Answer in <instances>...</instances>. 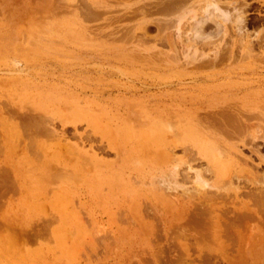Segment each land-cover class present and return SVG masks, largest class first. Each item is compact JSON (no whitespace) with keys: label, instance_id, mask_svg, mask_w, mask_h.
Returning <instances> with one entry per match:
<instances>
[{"label":"rangeland","instance_id":"1","mask_svg":"<svg viewBox=\"0 0 264 264\" xmlns=\"http://www.w3.org/2000/svg\"><path fill=\"white\" fill-rule=\"evenodd\" d=\"M196 1L0 0V264H264V6L258 0H222L233 3L238 9L248 4L245 10L243 8L247 33L260 32L258 39L252 42V53L239 48L236 35L229 28L230 37L220 39L218 35L210 43L198 41L195 46L199 44L196 47L199 51L193 56L192 48L186 50V43L181 36L177 38L170 21H173L175 6H189L192 2V6H196ZM29 2L35 4L31 3V7ZM182 25L180 29H185ZM212 43L218 47L215 58ZM186 51L189 54L184 55ZM6 109L9 112H5ZM25 113L28 117L32 115L31 122ZM78 113L79 120L73 124L67 122L76 119L74 115ZM19 114L24 116L19 117ZM4 120L9 125L4 124ZM186 126L196 131L199 128L198 134H205L217 145L220 142V149L224 146L223 150L232 152L235 163L233 161L232 171L230 169L226 176L231 178L232 187L237 186L236 195L222 189V193L221 190L213 192L215 189L208 187L209 190H204L207 193L198 196L200 193L189 183L192 173L186 170L184 163L194 162L191 166L201 168L204 177H210V172L204 173L205 161L181 139ZM154 127L161 129L163 137L167 135L163 134V129L166 131L169 127L173 135L180 134L176 137L178 141L175 138L168 141L172 134L167 130L171 136L164 139L172 150L163 144V139L156 148L157 143H143L141 136L154 134ZM12 130L20 132L16 134L18 137L16 132H8ZM109 132L112 137L115 135V144ZM130 132L134 133L132 139L127 138ZM73 145H80L82 152L94 158L81 156ZM115 147H118L117 152ZM39 148L42 151L44 148V152ZM172 154L183 165L177 167L176 183L182 184L175 186V191L157 180L158 169L164 162L170 164L176 160ZM130 157L133 161L138 158L134 163H140L135 166L138 169L134 166L132 169ZM40 158L47 160L45 166ZM45 178L47 180H43ZM150 179H154L152 186L148 185ZM187 181L193 188L186 185ZM153 185L157 191L159 187L162 191L159 188V193L154 194ZM157 194L160 197L154 196ZM167 194L176 201L171 202ZM174 201L177 203L173 204ZM54 230H58L57 233ZM215 237L222 248H217ZM58 238H62V244ZM212 239L216 245L212 246ZM219 249L226 256V262L219 258ZM258 253H263L261 259L256 258Z\"/></svg>","mask_w":264,"mask_h":264},{"label":"bare ground","instance_id":"2","mask_svg":"<svg viewBox=\"0 0 264 264\" xmlns=\"http://www.w3.org/2000/svg\"><path fill=\"white\" fill-rule=\"evenodd\" d=\"M31 1V0H30ZM53 1V0H52ZM225 1V0H224ZM224 1H222V0H198V1H196V6H192V4H193V2L192 3H189L190 5L189 6H185V5H177V6H175V8H174V13H172L173 14V21H170V22H172L173 23V27L175 28V30L176 31H174V32H177V34L175 33V35H177V38L178 37H180L182 40H184V43H186V50H187V48L188 47H191L192 48V54L196 51V53L199 51H197L196 50V47L199 45H197V46H195L196 45V43L198 42V41H201V43L202 42H206V41H209V43H210V41L211 40H215V39H213L214 37H216V36H218V35H220V39H222V37L223 36H226V37H228L229 36V33H228V30H229V28L232 30V33H234L235 35H236V38H237V43H239V48L242 50H244V52H251L252 50H251V46L253 45V43L252 42H254L253 40L255 39H258V37H259V31L258 32H253V35L251 34V35H249L250 33H247V30H246V28H245V15H246V12L244 11L245 10V8L244 7H246V6H244V7H242L241 9H238V8H236L235 7V5H233V3H227V2H224ZM258 1H261V3H262V5L264 6V0H258ZM32 3V2H31ZM30 2H29V4H31ZM44 3V2H43ZM47 3H49V1L47 2ZM127 3V2H126ZM32 4H35V3H32ZM32 4H31V7H32ZM235 4V3H234ZM40 5V4H39ZM38 5V6H39ZM45 5V4H44ZM34 6V5H33ZM37 6V7H38ZM43 5H41V7H42ZM128 6V5H127ZM30 7V6H29ZM35 7V6H34ZM45 7V6H44ZM40 8V7H39ZM53 8V7H52ZM243 8H244V10H243ZM42 9V8H41ZM41 9L39 10V11H41ZM43 9H45V8H43ZM49 10V9H48ZM47 10V11H48ZM141 10V9H140ZM38 11V12H39ZM45 11V10H44ZM51 11H54V9L53 10H51ZM50 11V12H51ZM37 12V11H36ZM37 12V13H38ZM35 13V12H34ZM36 13V14H37ZM54 13V12H53ZM141 13V12H140ZM28 14V13H27ZM31 14V13H30ZM35 14V15H36ZM41 14H42V12H41ZM29 15V14H28ZM47 14H45V16H46ZM23 16V15H22ZM25 16H27V15H25ZM48 17V16H47ZM160 17H162V16H160ZM164 17V16H163ZM24 18V17H23ZM51 18V17H50ZM49 18V19H50ZM138 18V17H137ZM169 18V17H168ZM171 18H169L170 20H172ZM247 18V17H246ZM28 19V18H27ZM34 19H36V18H33V20ZM17 20V19H16ZM26 20V19H25ZM29 20H31V19H29ZM33 20H31L32 22H33ZM163 20V19H162ZM42 21V20H41ZM152 21V20H151ZM26 22V21H25ZM28 22V21H27ZM150 22V21H149ZM30 23V22H29ZM36 23V21H34V24ZM38 23V22H37ZM41 23V22H40ZM43 23V22H42ZM136 23H138V22H136ZM141 23V22H140ZM148 23V22H147ZM168 23H169V21H168ZM32 24V23H31ZM66 24V23H65ZM150 24V23H149ZM170 25H171V23H169ZM181 24H184V26H185V29H183V28H181V29H183V31H181V29H180V26H181ZM23 25H24V23H23ZM33 25V24H32ZM36 25V24H35ZM40 25V24H39ZM70 25V24H69ZM85 25V24H84ZM183 26V25H182ZM183 26V27H184ZM209 27L208 28V30H206L205 29V27ZM136 27H137V25H136ZM33 28V27H32ZM141 28H142V26H141ZM172 28V27H171ZM173 28V29H174ZM26 29V28H25ZM139 29V28H138ZM172 29V30H173ZM35 30V29H34ZM137 31V30H136ZM139 31V30H138ZM37 32H40V31H37ZM54 32V31H53ZM22 33H23V30H22ZM46 33H48V31L46 32ZM51 33V32H50ZM96 33H98V32H96ZM27 34V33H26ZM163 34H165V33H163ZM233 34V35H234ZM46 35V34H45ZM73 35H74V33H73ZM76 35H77V33H76ZM83 35V34H82ZM89 35V34H88ZM231 36V35H230ZM229 36V37H230ZM253 38H252V37ZM29 37V36H28ZM31 37V36H30ZM132 37V36H131ZM180 38L179 39H176V40H180ZM219 38V37H218ZM234 38V37H233ZM27 39V38H26ZM81 39V38H80ZM28 40V39H27ZM218 40V39H217ZM32 41V40H31ZM221 41V40H220ZM137 42V41H136ZM183 42V41H182ZM215 42H217V41H215ZM214 41H213V43H215ZM183 43V44H184ZM213 43H212V45H213ZM174 44H176V43H174ZM173 44V45H174ZM204 44V43H203ZM179 45V44H178ZM205 45V44H204ZM207 45H209V44H207ZM220 45V44H219ZM39 46V45H38ZM50 46V45H49ZM148 46V45H147ZM214 46V45H213ZM212 46V47H213ZM208 47V46H207ZM215 47V46H214ZM220 47V46H219ZM181 48V47H180ZM190 48V49H191ZM211 48V47H210ZM217 46L215 47V49H211L212 50V56L215 58L216 57V55H217V53H218V50H217ZM179 49V48H178ZM31 50V49H30ZM33 50V49H32ZM31 50V51H32ZM183 50H184V47H183ZM251 50V51H250ZM177 51V50H176ZM188 51H189V48H188ZM180 52V51H179ZM206 52V51H205ZM209 52V51H208ZM243 52V53H244ZM185 53H187V51L186 52H184V55H185ZM196 53H194V55L193 56H195L196 55ZM202 53V52H201ZM252 53V52H251ZM173 54V53H172ZM176 54V53H175ZM187 54H189V53H187ZM207 54V53H206ZM205 54V55H206ZM247 54V53H246ZM245 54V55H246ZM181 55H183V54H181ZM191 55V54H190ZM190 55H189V57H190ZM178 56V55H177ZM184 58H185V56H183ZM187 57H188V55H187ZM202 57V56H201ZM217 57H218V55H217ZM194 58V57H193ZM193 58H191V59H193ZM202 58H204V57H202ZM212 58V57H211ZM33 59V58H32ZM178 59V58H177ZM189 59V58H188ZM200 59V58H199ZM194 60H195V58H194ZM214 60V59H213ZM176 61V60H175ZM186 61H187V59H186ZM216 61V60H215ZM183 62V61H182ZM186 63V62H185ZM190 63H191V61H190ZM192 64V63H191ZM186 66V65H185ZM43 96V95H42ZM45 96V95H44ZM49 96V95H48ZM39 97V96H38ZM34 98V97H33ZM59 98V97H58ZM32 99V98H31ZM42 99V98H41ZM47 99V98H46ZM55 99V98H54ZM37 100V99H36ZM63 100V99H62ZM38 101V100H37ZM46 101V100H45ZM44 101V102H45ZM52 101V100H51ZM57 101V100H56ZM27 102V101H26ZM26 102H24V103H26ZM36 102V101H35ZM55 103V102H54ZM38 104V103H37ZM40 104V103H39ZM26 105H28V104H26ZM65 105V104H64ZM30 106V105H29ZM31 108H32V106H30ZM30 107H28V108H30ZM50 107V106H49ZM56 107V106H55ZM84 107V106H83ZM82 107V108H83ZM39 108V107H38ZM65 108V107H64ZM76 108H78V107H76ZM86 108H89V107H86ZM85 108V109H86ZM8 109V108H7ZM7 109H6V111L5 112H9V111H7ZM33 109H34V107H33ZM73 109V108H72ZM81 109V108H80ZM79 109V110H80ZM204 109V108H203ZM4 110V109H3ZM9 110V109H8ZM23 110V109H22ZM75 110V109H74ZM11 111V110H10ZM16 111V110H15ZM19 111V110H18ZM17 111V115H18V112ZM24 111V110H23ZM30 111H32V110H30ZM34 111H35V109H34ZM49 111H51V110H49ZM61 111H63V110H61ZM35 112H38L37 110L35 111ZM34 112V113H35ZM40 112H42V111H40ZM79 112V111H78ZM142 112V111H141ZM140 112V113H141ZM22 112H20V114H21ZM33 113V114H34ZM39 113V112H38ZM37 113V114H38ZM50 113V112H49ZM53 113H54V111H53ZM80 113V112H79ZM79 113L78 114H75L74 115V117H76V119H74V120H69V121H67V122H69V123H71V124H73V123H75L77 120H79L80 118H77L78 117V115H79ZM136 113V112H135ZM138 113V112H137ZM2 114V113H1ZM13 114V113H12ZM14 114H16V113H14ZM20 114H19V117H23V116H20ZM36 114V113H35ZM43 114H45L44 112H43ZM52 114V113H51ZM50 114V115H51ZM67 114V113H66ZM72 114V113H71ZM142 114V113H141ZM3 115V114H2ZM25 117H28L27 116V114L25 113ZM31 115V114H30ZM39 115H41V114H39ZM55 115V114H54ZM53 115V116H54ZM69 115V114H68ZM81 115V114H80ZM97 115H99V114H97ZM102 115H103V113H102ZM256 115V114H255ZM8 116H10V115H8ZM32 116V115H31ZM31 116H29V117H31ZM36 116V115H35ZM33 117V119L34 118H36V117ZM46 116V115H45ZM53 116L51 117V118H53ZM71 116V115H70ZM85 116H88V115H85ZM139 116V115H138ZM145 116V115H144ZM7 117V116H6ZM12 117V116H11ZM10 117V118H11ZM13 117H14V115H13ZM29 117H28V119L27 120H30L29 119ZM40 117H42V116H40ZM47 117V116H46ZM72 117V116H71ZM73 117V118H74ZM81 117H83V114L81 115ZM94 116H92L90 119L91 120H93L92 118H93ZM172 117V116H171ZM170 117V118H171ZM15 118H17V116L15 115ZM43 118V117H42ZM66 118V117H65ZM72 118V119H73ZM142 118V117H141ZM18 119H20V118H18ZM23 119V118H22ZM63 119H64V117H63ZM89 119V118H88ZM88 119H87V121H88ZM97 120L99 119V118H96ZM173 119H174V117H173ZM258 119V118H257ZM8 120H10V119H8ZM12 120H13V118H12ZM12 120H11V122H10V124H12ZM24 120V119H23ZM26 120V121H27ZM43 120V119H42ZM83 120V119H82ZM96 120V121H97ZM104 120V119H103ZM106 120V119H105ZM123 120V119H122ZM145 120V119H144ZM171 120V119H170ZM182 120V119H181ZM181 120H180V122L178 121V123H179V125H180V123H181ZM184 118H183V122H184ZM187 120V119H186ZM195 120V119H194ZM251 120V119H250ZM25 121V122H26ZM33 121V120H32ZM96 121L94 122V123H96ZM163 121V120H162ZM172 121V120H171ZM193 121V120H192ZM8 121H5L4 120V124L6 123V124H8L7 123ZM16 122V120L13 122V123H15ZM30 122H31V120H30ZM38 122V121H37ZM60 122V121H59ZM64 122V121H63ZM122 122V121H121ZM124 122H126V120H124ZM133 122H134V120H133ZM137 122H139L138 120H137ZM142 122L144 123V121L142 120ZM173 122V121H172ZM175 122V121H174ZM177 122V121H176ZM175 122V123H176ZM182 122V123H183ZM244 122V121H243ZM53 123V122H52ZM51 123V124H52ZM98 123H100V120L98 121ZM97 123V124H98ZM127 123H129V122H127ZM131 123V122H130ZM140 123V122H139ZM151 123V122H150ZM192 123H195V121H193ZM36 124V123H35ZM93 124V123H92ZM108 125H109V123H107ZM126 124V123H125ZM125 124H123V125H125ZM169 124V123H168ZM177 124V123H176ZM203 124V123H202ZM1 125V124H0ZM9 125V124H8ZM13 125V124H12ZM14 125H17V123L16 124H14ZM122 125V126H123ZM147 125V124H146ZM146 125H144V126H146ZM163 125V124H162ZM161 124H160V126H162ZM166 125V124H165ZM171 125V124H170ZM186 125V124H185ZM185 125H183V126H185ZM189 125V124H188ZM190 125H193V124H190ZM195 125H196V123H195ZM194 125V127H196ZM7 126V125H6ZM32 126H34V125H32ZM97 126V125H96ZM172 127L174 126L173 125V123H172V125H171ZM178 126V125H177ZM181 126V125H180ZM198 126V125H197ZM35 127V126H34ZM50 127V126H49ZM52 127V126H51ZM93 127V126H92ZM107 127V126H106ZM136 127V126H135ZM164 127V126H163ZM172 127H169L167 130H169V131H171V128ZM192 127V126H191ZM191 127H187L186 126V128L183 130V132H181L179 129V131L181 132V139L184 141V142H187V145L189 144L194 150L193 151H195L204 161H205V163H206V165H205V163H203L204 165H202V166H204V167H206V169L204 170V173H205V171L208 173V171L210 172V177H204L202 174H201V172H200V169L201 168H199L198 169V167L196 168V167H192L191 165L194 163H191V165H190V163H184V162H182V163H184L185 165V168H186V170L187 171H191L190 173H192V175H191V181L189 182L190 184H192V186L198 191V193H200V194H198V196L199 195H201V194H203V193H207L206 191L204 192V190H205V188H207L208 190H209V188H212V189H215V190H213V192L214 191H217L218 192V190H223L224 192H228L229 193V191H232L233 193H234V195H236L237 194V186L236 187H232V183H231V181H230V179H228L227 178V173L229 172L230 173V169L232 168V165H233V161H234V163H235V159H234V155H233V157L231 156L232 155V152H230V150L228 151L227 149H225V150H223V148H224V146H223V148L222 149H220L218 146H219V144L221 145V143L219 142L218 143V145L216 144V141H213V139H211L210 137L208 138V136L206 137V136H204V135H202L201 133H199L198 134V132H199V128H198V130L196 131L194 128H191ZM6 128V127H5ZM8 128V127H7ZM9 128H10V126H9ZM20 128V127H19ZM32 128V127H31ZM143 128V127H142ZM146 128V127H145ZM179 128H181V127H179ZM197 128V127H196ZM255 128V127H254ZM257 128V127H256ZM12 129H14V128H12ZM17 131H19V129H17V128H15ZM35 129V128H34ZM112 129V128H111ZM137 129V128H136ZM148 129V128H147ZM173 129H174V127H173ZM181 129H183V128H181ZM27 130H28V128H27ZM40 131H42L41 130V128L39 129ZM131 130V129H130ZM134 130V129H133ZM139 130H140V126H139ZM167 130L165 131V129H163V134H166L167 133V135L168 136H171V135H169L168 133H169V131L167 132ZM229 130V129H228ZM28 131H30V130H28ZM36 131V130H35ZM34 131V132H35ZM110 131V130H109ZM135 131V130H134ZM137 132H138V130H136ZM8 132H10V133H15L16 131H14V130H12V131H8ZM43 132H44V130H43ZM114 131H112V135L114 134L113 133ZM122 132V131H121ZM124 132V131H123ZM131 132H133L132 130H131ZM131 132H130V135L128 136L127 134V138H133V135L132 134H134V133H132L131 134ZM136 132V133H137ZM141 132V131H140ZM153 132H154V134H152V135H150V136H146V135H143V137H144V139H143V137L141 136V140H144L143 141V143H150V142H152V143H157L156 145H155V148L158 146V145H160V142L159 141H162V139L164 140V142H166V137H167V135L165 136V137H163L164 135H162V131H161V129L159 128V127H154V129H153ZM166 132V133H165ZM172 132H173V130L170 132L171 134H172ZM200 132H202V131H200ZM206 132V131H205ZM18 133H20V132H16L15 133V135L17 134V135H19ZM135 133V134H136ZM204 133V132H203ZM28 134V133H27ZM42 135H43V133H41ZM124 134V133H123ZM216 134V133H215ZM11 135V134H10ZM16 135V136H17ZM26 135V134H25ZM40 135V134H39ZM108 135V134H107ZM109 135H110V132H109ZM126 135H125V137H126ZM141 135H142V133H141ZM174 135H175V137H174ZM172 134V136L171 137H168L167 138V140L168 139H172V138H175V140L176 141H178V136L177 135H180V134H177L176 135V133L175 134ZM217 135V134H216ZM246 135V134H245ZM15 136V137H16ZM57 137H59V135L57 134L56 135ZM118 136V135H117ZM122 136V135H121ZM140 136V135H139ZM14 137V136H13ZM18 137V136H17ZM41 137V136H40ZM110 137L111 138H113V143L115 144L116 142H114L115 141V135H114V137H112L111 135H110ZM110 137H108V140L109 141H111V138ZM136 137V136H135ZM177 137V138H176ZM247 137V136H246ZM252 137V136H251ZM256 137V136H255ZM3 137H1V139H2ZM38 138V137H37ZM115 138V139H114ZM165 138V139H164ZM180 138V137H179ZM18 139V138H17ZM16 139V140H17ZM243 139H246V138H244L243 137ZM255 139V138H254ZM22 140H25V139H22ZM50 140V139H49ZM137 140V139H136ZM174 140V139H173ZM18 141V140H17ZM16 141V142H17ZM119 141H120V139H119ZM123 141V140H122ZM169 141V140H168ZM167 141V142H168ZM253 141H256V140H253ZM263 141V140H262ZM0 142H1V140H0ZM11 142V141H10ZM36 141H34L33 143H35ZM47 142V141H46ZM141 142V141H140ZM163 142V141H162ZM163 142V144L166 146V145H168V146H166V147H170L169 146V144H167V142L166 143H164ZM170 142L172 143L173 142V144H175V142L174 141H172V140H170ZM235 143L234 144H236V141H234ZM13 143H14V141H13ZM79 144H80V142H78ZM119 143V142H118ZM159 143V144H158ZM239 143V142H238ZM241 143V142H240ZM243 143V142H242ZM18 144V143H17ZM23 144V143H22ZM46 144V143H45ZM126 144V143H125ZM141 144V143H140ZM163 144H161L162 146H163ZM179 144H181V143H179ZM233 144V145H234ZM7 145V144H6ZM32 145V144H31ZM31 145H30V147H31ZM36 145V144H35ZM63 145V144H62ZM118 145V144H117ZM139 145V144H138ZM149 145V144H148ZM187 145H185V147L187 148ZM23 146V145H22ZM22 146L19 148V150L21 151V148H22ZM24 146H25V144H24ZM33 146V145H32ZM80 146V145H79ZM79 146H77V145H73V148H75L76 149V151L75 152H77L78 154H80L81 156H84V157H88V158H91V159H93L94 158V156H92L91 154H88V153H84V152H82V150L80 149V147ZM113 146V145H112ZM123 146V145H122ZM140 146H143V148L145 147L144 145H140ZM189 146V147H190ZM222 146V145H221ZM258 147H259V145H257ZM4 147V146H3ZM10 147H12V146H10ZM19 147V146H18ZM37 147V146H36ZM38 147H39V145H38ZM114 147V146H113ZM119 147H120V145H119ZM137 147V146H136ZM151 148V145H149L148 146V148ZM159 147V146H158ZM176 147V146H175ZM178 147V146H177ZM14 148H16V146L14 147ZM42 148V147H41ZM116 148V147H115ZM118 148V147H117ZM117 148H116V152H117ZM134 148H135V145H134ZM149 148V150H151ZM171 148V147H170ZM184 148V147H183ZM235 148V147H234ZM247 148H249V147H247ZM251 148V147H250ZM33 149V148H32ZM40 149V148H39ZM120 149V148H119ZM122 149V148H121ZM120 149V150H121ZM141 149V148H140ZM166 149V148H165ZM176 149V148H175ZM188 149V148H187ZM186 149V150H187ZM190 149V148H189ZM259 149V148H258ZM19 150H17V151H19ZM23 150H24V148H23ZM36 150V149H35ZM37 150H38V148H37ZM41 150V149H40ZM44 148H43V151L42 152H44ZM49 150V149H48ZM67 150V149H66ZM146 150H148V149H146ZM145 150V151H146ZM148 150V151H149ZM154 150V149H153ZM167 151H169L168 149H166ZM166 150H165V152H166ZM171 150H172V148H171ZM171 150H170V152H171ZM185 150V149H184ZM240 150V149H239ZM0 151H1V149H0ZM16 151V150H15ZM16 151V152H17ZM144 151V152H145ZM147 151V152H148ZM174 151V150H173ZM172 151V153H174ZM238 151V150H237ZM241 151V150H240ZM3 152V151H2ZM11 152V151H10ZM22 152V151H21ZM27 152V151H26ZM34 152V151H33ZM72 152H74V151H72ZM127 152V151H126ZM154 152V151H153ZM161 152H163V149L161 150ZM160 151H159V154H158V156L161 154L162 155V153H161ZM170 152H168V153H170ZM195 152H194V155H195ZM230 152V153H229ZM254 152H256V151H254ZM12 153H13V150H12ZM48 153V152H47ZM70 153V152H69ZM118 153H119V151H118ZM117 153V154H118ZM183 153V152H182ZM193 153V152H192ZM239 154L241 153V152H238ZM9 154V153H8ZM16 154V153H15ZM36 154V153H35ZM45 154V153H44ZM43 154V155H44ZM67 154V153H66ZM127 154H129V153H127ZM157 154V153H156ZM155 154V155H156ZM164 154V153H163ZM175 154V153H174ZM174 154H172L173 155V157H174ZM188 154V153H187ZM190 154V153H189ZM231 154V155H230ZM238 154V155H239ZM260 154V153H259ZM13 155V154H12ZM37 155H38V153H37ZM46 155V154H45ZM69 155V154H68ZM149 155V154H148ZM42 156V155H41ZM241 156H243V155H241ZM35 157V156H34ZM38 158L40 157V156H37ZM46 157V156H45ZM53 157V156H52ZM133 157V156H132ZM135 157V156H134ZM139 157V156H138ZM144 157V156H143ZM151 158L153 157V155L151 154V156H150ZM160 157V156H159ZM167 157H168V154H167ZM167 157H165L164 156V158L166 159ZM170 157H171V155H170ZM170 157H169V159H170ZM177 156H175L174 158H176ZM185 157V156H184ZM189 157V156H188ZM244 157V156H243ZM259 157H260V155H259ZM14 158V157H13ZM36 158V157H35ZM126 158V157H125ZM129 158V157H128ZM139 158H141V157H139ZM146 158V157H145ZM178 158V157H177ZM177 158H176V160H174L173 161V163H168V164H166L165 162H164V166L163 167H161V168H159L158 169V172H157V180H159L160 181V183L161 184H165L166 185V187H169V186H171L170 188H172L171 190H174L175 191V186H179V184L181 183V182H179V184L177 185V183H176V177L177 176H179V175H177L176 176V171L178 170L177 169V167H178V165L179 164H181V162L179 161V160H177ZM186 158V157H185ZM245 158V157H244ZM262 158V157H261ZM264 158V157H263ZM7 159H8V157H7ZM22 159V158H21ZM41 159V158H40ZM138 159V158H137ZM136 158H135V160L133 161V160H131V157H130V164H131V166H132V169H134L133 168V166L135 167L137 164L139 165L140 163L139 162H137V164L135 165L134 163H135V161L137 160ZM148 159H150V158H148ZM162 157H161V160H158V165H160L159 164V161H162ZM169 159H166V160H168L169 161ZM31 160V159H30ZM152 160V159H151ZM171 160V159H170ZM203 160H201V161H203ZM41 162H43L44 163V166L46 165L45 164V162L47 161H45V159H44V161L41 159L40 160ZM126 161H128V160H126ZM132 161V162H131ZM138 161V160H137ZM155 161V160H154ZM167 161V162H168ZM195 162H196V160H194ZM198 161V160H197ZM199 161H200V159H199ZM22 162V161H21ZM141 162V161H140ZM149 162H150V160H149ZM186 162V161H185ZM104 163V166L106 167V166H108L107 164L105 165V163H107V162H103ZM102 163V164H103ZM129 163V162H128ZM134 165H133V164ZM34 164V163H33ZM53 164H55V163H53ZM52 164V165H53ZM157 164V163H156ZM162 164H163V162H162ZM25 165V164H24ZM23 165V166H24ZM40 165V164H39ZM127 165V164H126ZM182 165V164H181ZM18 166V165H17ZM22 166V168H25V167H23ZM56 166V165H55ZM128 166V165H127ZM195 166V165H194ZM201 166V165H200ZM238 166V165H237ZM261 166V165H260ZM5 167V166H4ZM11 167H12V165H11ZM38 167V166H37ZM43 167V166H42ZM109 167V166H108ZM108 167H106V168H108ZM129 167V166H128ZM127 167V168H128ZM182 167H183V165H182ZM245 167V166H244ZM6 168V167H5ZM13 169H14V167H12ZM21 168V169H22ZM49 168V167H48ZM47 168V169H48ZM126 168V167H125ZM126 168V169H127ZM135 168H137L138 169V167H135ZM180 168V173H181V166L179 167ZM20 169V170H21ZM128 169H131V168H128ZM131 169V170H132ZM153 169V168H152ZM204 169V168H203ZM242 169V168H241ZM258 169V168H257ZM8 170V169H7ZM10 170V169H9ZM42 170V169H41ZM49 170H52V168L51 169H49ZM247 170V169H246ZM250 170V169H249ZM14 171V170H13ZM120 171V170H119ZM118 171V172H119ZM148 172H149V170H147ZM231 171H232V169H231ZM10 172V171H9ZM51 172H53V171H51ZM116 172V171H115ZM203 172V171H202ZM242 173H243V171H241ZM240 172V173H241ZM249 172V171H248ZM11 173V172H10ZM98 173V172H97ZM152 173V172H151ZM150 173V174H151ZM178 173V172H177ZM189 173V174H190ZM253 173V172H252ZM259 173V172H258ZM263 173H264V171H263ZM44 174V173H43ZM47 174V173H46ZM51 174V173H50ZM49 174V175H50ZM56 173H54V175H55ZM110 174V173H109ZM113 174V173H112ZM209 174V173H208ZM207 174V175H208ZM248 174V173H247ZM58 175H60L59 173H58ZM116 175L117 176H115V177H118V173L116 172ZM120 175V174H119ZM152 175V174H151ZM150 175V176H151ZM184 176H185V174H183ZM229 176H230V174H228ZM231 175H232V173H231ZM240 175H242V174H240ZM261 175V174H260ZM47 176V175H46ZM113 176V175H112ZM121 176H123V175H121ZM176 176V177H175ZM188 176V175H187ZM190 176V175H189ZM262 176V175H261ZM50 177V176H49ZM233 177H234V175H233ZM232 177V178H233ZM3 178V177H2ZM36 178V177H35ZM46 178H48V176L46 177ZM43 179V180H47V179ZM56 178V177H55ZM151 178V177H150ZM153 178V177H152ZM235 178H236V176H235ZM234 178V179H235ZM238 178V177H237ZM236 178V179H237ZM246 178V177H245ZM262 178H264L263 176H262ZM11 179H13L12 178V176H11ZM49 179H51V177L49 178ZM116 180H117V178H115ZM120 179V178H119ZM145 179V178H144ZM143 179V180H144ZM183 179V178H182ZM186 180L188 179V177L187 178H185ZM241 179V178H240ZM240 179H239V181H240ZM253 179V178H252ZM39 180V179H38ZM52 180V179H51ZM105 180H106V178H105ZM156 180V179H155ZM190 180V179H189ZM233 180V179H232ZM245 180V179H244ZM263 180V179H262ZM12 181V180H11ZM14 181H15V179H14ZM53 181V180H52ZM110 181V180H109ZM114 181V180H113ZM113 181H111V182H113ZM131 182H132V179L130 180ZM134 181V180H133ZM148 181V180H147ZM153 181H154V179H153ZM152 179H150L149 180V182H148V185L150 184V186H152L151 184H152ZM182 181V180H181ZM234 181V180H233ZM251 181V180H250ZM13 182V181H12ZM127 182V181H126ZM126 182H124V184L126 183ZM135 182V181H134ZM133 182V183H134ZM141 182V181H140ZM145 181H143L142 183H144ZM156 182V181H155ZM246 182H247V180H246ZM255 182V181H254ZM106 183H108V182H106ZM116 183V182H115ZM141 183V184H142ZM186 183V182H185ZM250 183V182H249ZM256 183H257V181H256ZM262 183V182H261ZM11 184H14V182L13 183H11ZM15 184H16V181H15ZM110 184V183H109ZM117 184H119L118 182H117ZM127 184V186H128V183H126ZM135 184H137L136 182H135ZM154 184H156V183H154ZM182 184V183H181ZM183 184H184V181H183ZM188 184V181H187V183H186V185ZM263 184H264V182H263ZM2 185V184H1ZM30 185H32V184H30ZM108 185V184H107ZM122 185L123 184H121V186H118V192H119V190H121V188L120 187H122ZM143 186H145L144 184H142ZM147 185V184H146ZM147 185V186H148ZM157 185V184H156ZM156 185H153V189L152 190H156L157 189V187H155ZM189 185V184H188ZM252 185H253V183H252ZM14 186V185H13ZM13 186H12V188H13ZM16 186V185H15ZM14 186V187H15ZM112 186V185H111ZM117 186V185H116ZM127 186H125L124 185V187L126 188ZM160 186V185H159ZM181 186V185H180ZM190 186V185H189ZM188 186V187H189ZM255 186V185H254ZM264 186V185H263ZM30 187V186H29ZM43 187H47V186H43ZM109 187V186H108ZM113 187H115V186H113ZM183 187L184 188H186L185 187V185H183ZM193 187H189L190 189L191 188H193ZM209 187V188H208ZM2 188V187H1ZM0 188V189H1ZM120 188V189H119ZM124 188V189H125ZM160 188V187H159ZM159 188H158V191L156 190V192L154 193V194H156V193H159ZM174 188V189H173ZM176 188H178V187H176ZM241 188H242V186H241ZM264 188V187H263ZM15 189H17L16 187H15ZM47 189H48V187H47ZM50 189V188H49ZM112 189V188H111ZM127 189H128V187H127ZM127 189H125V190H127ZM146 189H148V187L146 188ZM187 189V188H186ZM185 189V190H186ZM55 190V189H54ZM160 190H161V188H160ZM165 190V192H166V189H164ZM180 190H182V186H181V189ZM184 190V189H183ZM222 190L221 191H219V192H221L222 193ZM247 190V189H246ZM44 191H46V189L44 190ZM123 191V190H122ZM129 191V190H128ZM151 191V190H150ZM162 191V190H161ZM192 191V190H191ZM127 192V191H126ZM133 192V191H132ZM168 192H169V190H168ZM186 192H189V191H186ZM209 192V191H208ZM238 192H239V190H238ZM256 192V191H255ZM263 193H264V189H263V191H262ZM262 192H261V194H262ZM129 193V192H128ZM179 193V192H178ZM194 193V192H193ZM192 193V194H193ZM209 193H211V192H209ZM231 193V192H230ZM151 194H152V192H151ZM163 194V193H162ZM161 194V195H162ZM189 194H191V193H189ZM216 194V193H215ZM218 194V193H217ZM220 194V193H219ZM225 194H227V193H225ZM224 194V195H225ZM170 195V194H169ZM176 195H178V194H176ZM195 195H197V194H195ZM231 195V194H230ZM229 195V196H230ZM238 195H240V194H238ZM255 195V194H254ZM264 195V194H263ZM21 196V195H20ZM130 196V195H129ZM128 196V197H129ZM132 196V195H131ZM154 196H159V194H157V195H154ZM153 196V197H154ZM163 196H164V194H163ZM172 196V195H171ZM181 196V195H180ZM186 197H188V195H185ZM198 196H196V197H198ZM203 195H201V197H202ZM215 196V195H214ZM233 196V195H232ZM250 196H253V195H250ZM160 197V196H159ZM158 197V198H159ZM167 198H169V196H168V194H167V196H166ZM189 197H190V195H189ZM210 197V196H209ZM239 197V196H238ZM254 197V196H253ZM260 197V196H259ZM258 197V198H259ZM261 197H263V196H261ZM49 198V197H48ZM173 198V197H172ZM193 198H194V196H193ZM198 198H200V197H198ZM212 198V197H211ZM216 198V197H215ZM256 198V197H255ZM161 199V198H160ZM166 199V198H165ZM164 199V200H165ZM170 199V201L172 202V200L174 199H171V198H169ZM204 199V198H203ZM251 199V198H250ZM257 199V198H256ZM1 200V199H0ZM32 200H34V199H32ZM175 200V199H174ZM259 200H261L260 198H259ZM176 201V200H175ZM174 201V203L173 204H175V203H177V202H175ZM204 201V200H203ZM250 201V200H249ZM163 201L161 200L160 201V203H162ZM171 202H167L168 204H171ZM219 202V201H218ZM248 202V201H247ZM25 203V202H24ZM27 203V202H26ZM29 203V202H28ZM27 203V204H28ZM31 203V202H30ZM36 203V202H35ZM47 203V202H46ZM166 203V204H167ZM197 203V202H196ZM205 203V202H204ZM232 203V202H231ZM236 203H238V202H236ZM245 203V202H244ZM166 204H164V205H166ZM168 204L166 205V206H168ZM212 204V203H211ZM210 204V206H213V205H211ZM239 204V203H238ZM241 204V203H240ZM249 204V203H248ZM253 204V203H252ZM263 204H264V202H263ZM32 205V204H31ZM30 205V206H31ZM207 206H208V204H206ZM215 205V204H214ZM223 205V204H222ZM226 205V204H225ZM237 205V204H236ZM247 205V204H246ZM261 205H262V203H261ZM21 206H22V203H21ZM206 206V207H207ZM227 206V205H226ZM230 206V205H229ZM233 206V205H232ZM239 205H237V208H240V207H238ZM264 206V205H263ZM135 207V206H134ZM209 207V206H208ZM208 207H207V210H208ZM221 207V206H220ZM251 207H253V206H251ZM257 207V206H256ZM33 208V207H32ZM36 208V207H35ZM170 208V207H169ZM172 208H174V207H172ZM205 208V207H204ZM234 208V207H233ZM206 209V208H205ZM210 209V208H209ZM223 209V208H222ZM222 209H221V211H222ZM11 210H13V209H11ZM22 210V209H21ZM35 210V209H34ZM33 210V211H34ZM120 210V209H119ZM170 210V209H169ZM206 210V211H207ZM220 210V209H219ZM246 210V209H245ZM253 210V209H252ZM236 211V210H235ZM51 212V211H50ZM59 212H61V211H59ZM73 212V211H72ZM87 212V211H86ZM204 212V211H203ZM213 212V211H212ZM222 212H224V211H222ZM226 212V211H225ZM233 212V211H232ZM245 212H248V211H245ZM255 212H257V211H255ZM63 213V212H62ZM208 213H209V211H208ZM218 213H220V212H218ZM227 213V212H226ZM243 213V212H242ZM253 213H254V211H253ZM52 214V213H51ZM55 213H53V215H54ZM59 214V213H58ZM70 214V213H69ZM215 214V213H214ZM224 214V213H223ZM240 214V213H239ZM238 214V215H239ZM250 214H251V212H250ZM250 214H247L248 216L250 215ZM59 215H61V214H59ZM72 215V214H71ZM182 215V214H181ZM201 215H203L204 216V214L202 213ZM207 215V214H206ZM205 215V218H207V220H208V215L206 216ZM216 215V214H215ZM235 215H236V213H235ZM235 215H233V216H235ZM237 215V216H238ZM244 215H246V213L244 214ZM243 215V216H244ZM246 215V216H247ZM48 216H49V214H48ZM209 216H211V218L213 217V215H211V213H210V215ZM221 216V215H220ZM226 216H227V214H226ZM242 216V215H241ZM251 216V215H250ZM257 216H258V214H257ZM33 217V216H32ZM43 217V216H42ZM217 217V216H216ZM228 217V216H227ZM253 217H254V215H253ZM259 217V216H258ZM49 218V217H48ZM52 218V217H51ZM54 218V217H53ZM76 218V217H75ZM219 218V217H218ZM237 218V217H236ZM235 218V219H236ZM246 218V217H245ZM252 218V217H251ZM45 219V218H44ZM56 219V218H55ZM135 219H136V217H135ZM214 219V218H213ZM243 219V218H242ZM242 219H241V217H240V220L242 221ZM52 220H54V219H52ZM206 220V222H208ZM211 219L209 218V221H210ZM225 220V219H224ZM227 220V219H226ZM244 220V219H243ZM246 220V219H245ZM247 220H249V219H247ZM251 220V219H250ZM258 220V219H257ZM54 221H57V220H54ZM212 221V220H211ZM211 221H210V224H213V223H211ZM232 222H233V220H231ZM252 221V220H251ZM1 222V221H0ZM58 222V221H57ZM56 222V223H57ZM152 222V221H151ZM221 222V221H220ZM226 222V221H225ZM234 222H237V221H235L234 220ZM55 223V222H54ZM59 223V222H58ZM135 223V222H134ZM23 224V223H22ZM209 224V225H210ZM223 224V223H222ZM53 225V224H52ZM72 225V224H71ZM7 226V225H6ZM11 225H9V227H10ZM21 226V225H20ZM126 226V225H125ZM211 226V225H210ZM209 226V227H210ZM213 226V225H212ZM211 226V227H212ZM251 226V225H250ZM51 227V226H50ZM155 227V226H154ZM11 228V227H10ZM63 228V227H62ZM66 228V227H65ZM216 228V227H215ZM10 230V229H9ZM12 230V229H11ZM10 230V231H11ZM62 231H63V229H61ZM74 230V229H73ZM209 230V229H208ZM210 230H211V228H210ZM209 230V231H210ZM224 230V229H223ZM49 231H50V228H49ZM56 231H58V230H56ZM55 230H54V233L56 232ZM61 231V232H62ZM149 231V230H148ZM212 231H214L213 230V228H212ZM17 232V231H16ZM53 232V231H52ZM68 232V231H67ZM71 232H73V231H71ZM211 232V231H210ZM13 233H15L14 231L11 233V234H13ZM21 232H19V234H20ZM57 233V232H56ZM58 233H60V232H58ZM74 233V232H73ZM250 233H251V231H250ZM16 234V233H15ZM18 234V236H20ZM69 234H72V233H70L69 232ZM68 234V235H69ZM1 235V234H0ZM21 235H22V233H21ZM68 235H66V237L68 236ZM73 235V234H72ZM71 235V236H72ZM209 235V234H208ZM211 235H212V233H211ZM211 235H210V239L212 238L211 237ZM225 235V234H224ZM10 236H12V235H10ZM13 236H14V234H13ZM17 236V235H16ZM17 236V237H18ZM222 236V235H221ZM261 236V235H260ZM8 237V236H7ZM16 237V238H17ZM22 237V236H21ZM69 237V236H68ZM80 237V236H79ZM78 237V238H79ZM248 237V236H247ZM9 238V237H8ZM15 238V239H16ZM19 238V237H18ZM17 238V239H18ZM49 238V237H48ZM71 238V237H70ZM77 238V239H78ZM216 238V241H217V244H218V247L217 248H222V246H220V241L218 240V237H215ZM252 238H255V237H252ZM263 238V237H262ZM59 239V238H58ZM60 239H62V238H60ZM59 239V240H60ZM261 239V238H260ZM38 240V239H37ZM37 240H36V242H37ZM51 240H52V238H51ZM66 240V239H65ZM9 241H11V240H8V242ZM14 241V240H13ZM56 242H57V240H55ZM77 241V240H76ZM214 240L212 239V241H211V243H213L212 244V246L214 245V243L215 242H213ZM226 241V240H225ZM225 241H222V242H225ZM238 241V240H237ZM3 242H7V241H3ZM59 242H61V240L59 241ZM1 243H2V240H1ZM53 243V242H52ZM51 243V244H52ZM66 243V242H65ZM238 243V242H237ZM236 243V244H237ZM248 243V242H247ZM261 243V242H260ZM4 244V243H3ZM2 244V246H4ZM8 243H6V245H7ZM9 244H10V242H9ZM50 244V243H49ZM61 244H62V242H61ZM187 244V243H186ZM228 244V243H227ZM254 244V243H253ZM1 245V244H0ZM6 245H5V247H6ZM60 245V244H59ZM65 245V244H64ZM215 245H216V243H215ZM248 245V244H247ZM255 245H256V243H255ZM1 246V247H2ZM8 246V245H7ZM10 246V245H9ZM8 246V247H9ZM21 246V245H20ZM51 246V245H50ZM199 246V245H198ZM202 246V245H201ZM230 246V245H229ZM244 246V245H243ZM15 247V246H14ZM17 247V246H16ZM27 247V246H26ZM94 247V246H93ZM241 247V246H240ZM240 247H238V248H240ZM249 247H250V245H249ZM251 247H252V244H251ZM4 248V247H3ZM213 248V247H212ZM216 248V247H215ZM214 248V249H215ZM231 248V247H230ZM26 249V248H25ZM189 249V248H188ZM225 249V248H224ZM232 249V248H231ZM237 249V248H236ZM235 249V250H236ZM249 249V248H248ZM68 250V249H67ZM210 250V249H209ZM226 250V249H225ZM19 251V250H18ZM27 251V250H26ZM183 251H185L184 249H183ZM211 251H213V249H211ZM232 251V250H231ZM37 252V251H36ZM36 252H35V254H36ZM64 252V251H63ZM197 252V251H196ZM213 252H215V251H213ZM233 252V251H232ZM22 253V252H21ZM235 253H236V251H235ZM6 254V253H5ZM23 254V253H22ZM233 254V253H232ZM259 254V253H258ZM263 253H260L256 258H258V259H261L262 258V255ZM21 255V254H20ZM68 255V254H67ZM77 255V254H76ZM207 255V254H206ZM205 255V256H206ZM218 255H219V258L221 259V261L223 260L224 262H226L227 261V259H226V256L224 255V253H223V251L222 250H218ZM255 256L257 255V253H255L254 254ZM23 256V255H22ZM55 256V255H54ZM112 256V255H111ZM234 256V255H233ZM208 257V256H207ZM206 257V258H207ZM213 257H215L214 255H213ZM212 257V258H213ZM229 257V256H228ZM21 258V257H20ZM201 258V257H200ZM229 258H231V257H229ZM255 258V259H256ZM14 259V258H13ZM202 259V258H201ZM205 261H206V259L205 258H203ZM202 259V260H203ZM215 259V258H214ZM218 259V258H217ZM249 259V258H248ZM254 259V260H255ZM15 260V259H14ZM25 260V259H24ZM32 260V259H31ZM209 260V259H208ZM208 260H207V262L206 263H208ZM234 260H235V258H234ZM236 260H238V259H236ZM240 260V259H239ZM22 261V260H21ZM205 261H203V262H205ZM215 261V260H214ZM231 261V263H232V259L230 260ZM243 261V260H242ZM212 262V261H211ZM218 263H219V261H217ZM238 262V261H237ZM263 262V261H262ZM16 263H18V262H16ZM154 263V262H153ZM190 263V262H189ZM259 263H260V260H259ZM2 264V263H1ZM151 264V263H150ZM171 264V263H170ZM239 264V263H238Z\"/></svg>","mask_w":264,"mask_h":264}]
</instances>
